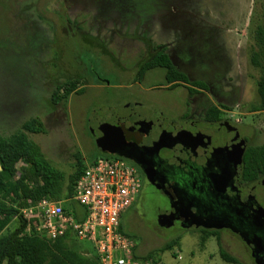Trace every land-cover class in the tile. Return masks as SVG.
Instances as JSON below:
<instances>
[{"label": "rangeland", "instance_id": "rangeland-1", "mask_svg": "<svg viewBox=\"0 0 264 264\" xmlns=\"http://www.w3.org/2000/svg\"><path fill=\"white\" fill-rule=\"evenodd\" d=\"M85 1L79 4L76 0H0L1 136L21 131L24 123L40 118L46 131L27 135L57 168L70 175L77 169L79 156L85 163L93 157L96 145L92 131L100 123H110L123 115L124 104L133 102L134 93L144 92V110L153 108L176 119L174 109L181 110L186 86L149 92L152 86L167 84L165 71L160 68L148 75L144 84L136 83V66L146 54L145 46L132 40L122 41L112 31L115 30L112 25L118 24L124 33L129 29L128 34H134L136 30L130 27L134 28L140 19L143 35L152 36L155 44L176 43L194 69L206 75L213 73L218 88L234 93L226 102L231 115L253 125L260 137L258 144L264 143V111H255L260 105L258 82L264 76V48L256 39L257 28L264 25V0H115L110 1L111 6L105 12L101 11L100 17L101 8L93 7L99 2L92 0L86 4ZM113 6L120 16L117 12L110 13ZM106 12L111 18L103 23L110 28L99 33L96 23H102ZM62 19L65 24L68 19L79 24L92 35L100 34L106 41L112 38L115 42L109 43L110 49L119 57L127 74L98 53H92L85 42L66 39L63 28L59 34L65 39L61 42L64 54L59 59L57 45L51 43L53 30ZM28 20L44 27L46 47L40 37L42 33H30L28 37L29 31L25 29ZM254 52L259 54V67L252 64ZM76 60H83L89 69L97 68V73H89L93 81L82 94L74 92L68 101L53 107L55 93L65 91L67 79L78 69ZM195 83L189 80L187 85ZM14 165L19 170L23 167L18 160ZM122 222L137 246L136 254L141 257L179 238L180 244L173 250L154 257L162 264H235L221 256V247L239 260L237 264H255L247 246L227 231L219 238L201 230L165 229L147 207L130 208ZM16 225L15 216L5 232ZM81 243L87 249L93 248L89 242Z\"/></svg>", "mask_w": 264, "mask_h": 264}, {"label": "flooded vegetation", "instance_id": "flooded-vegetation-1", "mask_svg": "<svg viewBox=\"0 0 264 264\" xmlns=\"http://www.w3.org/2000/svg\"><path fill=\"white\" fill-rule=\"evenodd\" d=\"M76 1L80 4L83 0ZM91 1L85 2L90 4ZM97 1L99 5L93 7L101 8L98 12L100 17L103 14L101 11L104 9L105 12L111 6L110 1L115 0ZM112 12L120 16L114 6ZM110 18L106 12L102 23H96L99 33L108 31L106 28L110 26L103 22L110 21ZM112 26L115 29L112 31L122 41L132 40L145 46L146 54L137 63L135 72L139 85L144 84L147 76L158 69L143 74L139 70L140 64L149 56L162 52L190 81L204 83L206 87L173 82L148 89L149 92L173 91L177 89L174 86H186L187 93L181 110L174 109L176 119L153 108L144 110V92L134 93L133 102L124 104V114L108 123L118 126L120 130L108 135L109 142L104 144L106 150L97 145V140L103 137L100 127L105 123H100L92 131L96 145L92 156L103 153L124 158L138 168L142 188L130 208L147 207L153 210L157 223L160 216L167 214L170 227L163 226L165 229L201 230L219 235V238L227 231L239 237L257 264L253 255L255 245L258 243L264 250V170H258L256 175L246 164L251 148L259 146L260 137L255 127L231 115V108L226 102L232 99L234 93L218 88L213 73L206 75L200 69H194L183 58L176 43L157 42L156 45L152 36L143 35L140 31V19L133 25L134 28L130 27L136 30L131 35L128 34L129 29L124 33L118 24ZM25 27L29 34L42 33V36L38 35L46 47V30L42 25L36 26L28 20ZM55 27L51 45H57L59 59L64 54L61 42L65 39L62 40L59 34L60 28H63L66 39L78 38L85 42L92 53H98L127 74L119 57L110 49V44L115 42L112 38L106 41L99 33L92 35L71 21L68 24H56ZM77 65L79 70H74L73 74H82L90 79L89 73H97V68L89 69L83 60Z\"/></svg>", "mask_w": 264, "mask_h": 264}, {"label": "trees", "instance_id": "trees-1", "mask_svg": "<svg viewBox=\"0 0 264 264\" xmlns=\"http://www.w3.org/2000/svg\"><path fill=\"white\" fill-rule=\"evenodd\" d=\"M63 21L61 23L65 24ZM67 22L70 23L68 20ZM256 39L264 48V25L257 28ZM251 61L254 66L261 65L259 54L256 52L251 56ZM77 62L79 60L74 63L77 65ZM140 65L139 70L143 74L156 68L163 69L167 84L189 83L188 77L176 69L166 53L151 55ZM74 67L75 65L72 66L73 69ZM76 67L79 70L78 65ZM72 75L67 79L65 91L63 93L59 91V95L57 91L52 98L51 105L53 107H56L55 105L59 102L68 101L74 92L82 94L86 90L87 84H91V80L83 77L82 74L72 73ZM195 85L206 87L204 83L200 82ZM258 94L260 105L255 107V111H264V76L258 82ZM45 131L43 121L37 117L24 123L21 131L10 136L0 135V264H100L93 248L87 249L70 233L56 240H50L36 232H28V221L21 214V208L43 198L62 200L72 197L76 182L86 169L87 163L102 156L111 157L100 153L85 163L82 156H79L77 169L67 175L64 170L57 168L46 157L42 148L27 135V133L41 134ZM15 160L22 163L23 167L20 170L14 165ZM246 164L256 175L258 170H264V143L251 148V152L246 157ZM17 176L18 179H16ZM67 207L66 205L65 208L67 209ZM15 216L17 225L14 229L5 232L12 217ZM121 231L132 238L124 230L123 222ZM178 244L180 241L179 238H176L143 257L136 256L143 260L155 259L159 253L173 250ZM220 254L228 262L239 263L236 257L227 253L222 247Z\"/></svg>", "mask_w": 264, "mask_h": 264}, {"label": "built area", "instance_id": "built-area-1", "mask_svg": "<svg viewBox=\"0 0 264 264\" xmlns=\"http://www.w3.org/2000/svg\"><path fill=\"white\" fill-rule=\"evenodd\" d=\"M141 188L142 177L134 164L102 156L87 163L72 197L40 199L21 209V214L28 221V232L50 240L70 233L91 243L100 264H162L138 258L134 240L121 231L122 217Z\"/></svg>", "mask_w": 264, "mask_h": 264}, {"label": "water", "instance_id": "water-1", "mask_svg": "<svg viewBox=\"0 0 264 264\" xmlns=\"http://www.w3.org/2000/svg\"><path fill=\"white\" fill-rule=\"evenodd\" d=\"M100 129L103 132V137L97 140V145L101 147L102 149L106 148L104 147V144H107L109 142V136L111 132L118 131L120 128L113 124L105 123L103 124ZM167 214H164L160 216L159 224L164 227H170L168 224ZM253 255L256 258L257 264H264V250L263 246L259 245L258 243L255 245V248L253 250Z\"/></svg>", "mask_w": 264, "mask_h": 264}, {"label": "crops", "instance_id": "crops-1", "mask_svg": "<svg viewBox=\"0 0 264 264\" xmlns=\"http://www.w3.org/2000/svg\"><path fill=\"white\" fill-rule=\"evenodd\" d=\"M123 218V217H122Z\"/></svg>", "mask_w": 264, "mask_h": 264}]
</instances>
